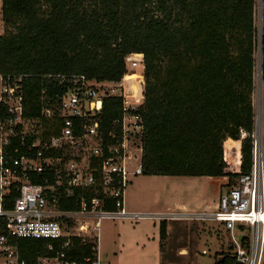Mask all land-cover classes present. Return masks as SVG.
I'll return each instance as SVG.
<instances>
[{"label":"trees","instance_id":"1","mask_svg":"<svg viewBox=\"0 0 264 264\" xmlns=\"http://www.w3.org/2000/svg\"><path fill=\"white\" fill-rule=\"evenodd\" d=\"M85 1L1 0V19L16 31L0 36V74L23 76V117H40L43 91L52 101L61 95L67 83L57 76L118 81L125 58L143 54L142 175L223 177V142L238 141L239 130L250 133L254 124L255 0ZM261 51L264 56V13ZM120 115V101L104 99L101 128L107 131ZM241 155L246 172L249 139ZM42 179L31 176L36 184ZM16 196L12 191L7 206ZM78 198L76 192L58 208L77 211ZM159 231L165 240V220ZM78 243L71 257L89 255L91 243ZM19 244L29 262L43 251L38 240ZM232 249L230 243L216 263L234 264Z\"/></svg>","mask_w":264,"mask_h":264},{"label":"built area","instance_id":"2","mask_svg":"<svg viewBox=\"0 0 264 264\" xmlns=\"http://www.w3.org/2000/svg\"><path fill=\"white\" fill-rule=\"evenodd\" d=\"M262 65L252 96L253 129L250 133L239 130L234 152L227 153L223 147L226 191L215 210L155 216L221 223L229 232L234 264H262L264 259ZM144 69L143 54H129L118 81L57 76L61 85L67 83L64 91L55 101L43 91L40 117L34 119L23 117V76L0 74V264H101L100 219L152 217L129 213L124 203L128 184L142 175L143 122L138 110L145 101ZM106 98L118 99L121 111L107 131L99 118ZM245 139L251 141V160L243 172L241 144ZM226 155L234 158L228 161ZM32 175H41L42 183H33ZM12 191L17 196L7 206ZM76 192L78 210H60L59 202ZM109 204L113 209L107 208ZM78 217L95 219L93 237L87 225H72ZM235 229L242 234L239 240L233 235ZM76 239L80 246L91 243L89 255L71 257ZM23 240L42 242L43 251L30 262L21 256Z\"/></svg>","mask_w":264,"mask_h":264},{"label":"rangeland","instance_id":"3","mask_svg":"<svg viewBox=\"0 0 264 264\" xmlns=\"http://www.w3.org/2000/svg\"><path fill=\"white\" fill-rule=\"evenodd\" d=\"M85 4L89 5V0ZM46 9L47 6L44 5L42 10ZM153 12L155 15H163L155 9ZM263 13L264 0H255L253 21L257 31L253 94H256L258 88L257 79L260 78V67L263 63L261 86L264 124V56L261 51ZM7 30L1 19L0 0V36ZM9 30L16 31L13 28ZM233 144L237 145L236 142L228 141L229 146ZM136 155L138 157L139 153ZM227 159L231 161V158ZM131 164L135 165L136 162L131 161ZM225 191L223 178L138 175L128 184L124 203L127 212L152 217L177 214L181 211L189 214L212 212ZM179 202L187 203V210L177 209L176 204ZM73 221L75 228L87 225V233L93 237L95 219L78 217ZM161 221L151 217L140 220L100 219L98 231L101 264H216L219 256L229 250V232L225 231L221 223L191 219L168 220V238L161 241ZM233 235L237 240L242 236L237 229Z\"/></svg>","mask_w":264,"mask_h":264},{"label":"crops","instance_id":"4","mask_svg":"<svg viewBox=\"0 0 264 264\" xmlns=\"http://www.w3.org/2000/svg\"><path fill=\"white\" fill-rule=\"evenodd\" d=\"M227 140H230V141H232V142H236V141H234V140H231V139H227ZM234 146V145H233ZM237 146V145H236ZM224 147H225V144H224ZM230 147H232L231 145L228 147L229 149H226V152L227 153H229V150H230ZM144 176V175H143ZM147 177H152V176H147ZM221 179H222V177H220ZM187 203H184V202H179V204H176V208L177 209H181V210H187V208H188V204L186 205ZM206 207H209L208 205L206 206ZM215 207H216V205H215ZM214 207V208H215ZM155 216H158V215H153V217H151V218H155ZM166 221V240H167V238H168V223H167V221L168 220H165ZM165 249V248H164Z\"/></svg>","mask_w":264,"mask_h":264},{"label":"bare ground","instance_id":"5","mask_svg":"<svg viewBox=\"0 0 264 264\" xmlns=\"http://www.w3.org/2000/svg\"><path fill=\"white\" fill-rule=\"evenodd\" d=\"M228 141H229V140H227V141L225 142V147H224L225 150L228 149V147H229V145H228ZM233 145L235 146V144H233ZM234 146L230 147V149H231L232 151H233V149H234V148H233ZM231 150H230V151H231ZM233 152H234V151H233ZM233 154H234V153H233ZM226 157L229 158L227 155H226ZM231 157H232L231 159H233V158H234V155H232Z\"/></svg>","mask_w":264,"mask_h":264}]
</instances>
